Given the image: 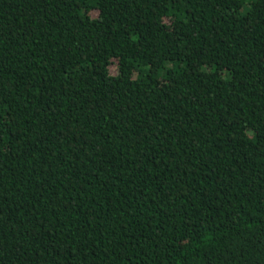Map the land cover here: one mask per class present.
<instances>
[{
    "label": "trees",
    "instance_id": "obj_1",
    "mask_svg": "<svg viewBox=\"0 0 264 264\" xmlns=\"http://www.w3.org/2000/svg\"><path fill=\"white\" fill-rule=\"evenodd\" d=\"M0 264H264V0H0Z\"/></svg>",
    "mask_w": 264,
    "mask_h": 264
}]
</instances>
